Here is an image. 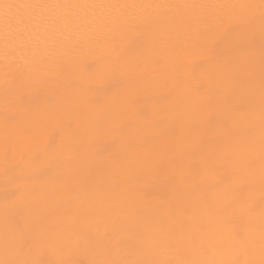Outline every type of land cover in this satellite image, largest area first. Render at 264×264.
Wrapping results in <instances>:
<instances>
[{
  "label": "rangeland",
  "instance_id": "obj_1",
  "mask_svg": "<svg viewBox=\"0 0 264 264\" xmlns=\"http://www.w3.org/2000/svg\"><path fill=\"white\" fill-rule=\"evenodd\" d=\"M79 1L0 3V264H264V1Z\"/></svg>",
  "mask_w": 264,
  "mask_h": 264
},
{
  "label": "bare ground",
  "instance_id": "obj_2",
  "mask_svg": "<svg viewBox=\"0 0 264 264\" xmlns=\"http://www.w3.org/2000/svg\"><path fill=\"white\" fill-rule=\"evenodd\" d=\"M2 1H4V0H0V3H1ZM123 1H125V0H123ZM128 1H129V0H128ZM156 1H157V0H156ZM167 1H168V0H167ZM180 1H181V0H180ZM188 1H189V0H188ZM207 1H208V0H207ZM210 1H212V0H210ZM249 1H250V0H249ZM257 1H258V0H257ZM257 1H256V2H257ZM263 1H264V0H263ZM46 2H47V1H46ZM50 2H51V0H50ZM52 2H54V3L57 2V4L60 5L61 3L64 2V0H52ZM71 2H72V1H71ZM79 2H80V1L78 0V3H79ZM149 2H151V1L149 0ZM152 2H153V0H152ZM157 2H158V1H157ZM169 2H170V1H169ZM172 2H173V1H172ZM172 2H171V3H172ZM186 2H187V1H186ZM201 2H202V1H201ZM205 2H206V0H205ZM227 2H228V1H227ZM227 2H226V3H227ZM242 2H243V0H242ZM242 2H241V3H242ZM246 2H247V1H246ZM260 2H262V1H260ZM107 3H108V2H107ZM113 3H114V2H113ZM113 3H112V4H113ZM118 3H120V2H118ZM121 3H122V1H121ZM147 3H148V2H147ZM154 3H155V2H154ZM188 3H189V2H188ZM196 3H197V0H196ZM258 3H259V1H258ZM258 3H257V4H258ZM47 4H49V3H47ZM68 4H69V3H68ZM125 4H126V3H125ZM144 4H145V3H144ZM151 4H153V3H151ZM155 4H157V3H155ZM176 4H177V2H176ZM186 4H187V3H186ZM189 4H190V3H189ZM189 4H188V5H189ZM202 4H203V3H202ZM205 4H206V3H205ZM208 4H209V3H208ZM210 4H211V3H210ZM210 4H209V5H210ZM237 4H238V3H237ZM239 4H240V3H239ZM250 4H252V2H251ZM259 4H260V3H259ZM51 5H52V4H51ZM58 5H57V6H58ZM65 5H67V4H65ZM110 5H111V3H110ZM140 5H141V3H140ZM140 5H139V8H140ZM149 5H150V4H149ZM157 5H158V4H157ZM170 5H171V4H170ZM173 5H175V4H173ZM173 5H172V6H173ZM200 5H201V4H200ZM200 5H198V6H200ZM209 5H208V6H209ZM222 5H223V4H222ZM228 5H229V4H228ZM244 5H245V4H244ZM255 5H256V4H255ZM67 6H68V5H67ZM111 6H112V5H111ZM117 6H119V5H117ZM128 6H129V5H128ZM144 6H145V5H144ZM144 6H143V7H144ZM151 6H153V5H151ZM154 6H156V5H154ZM175 6H176V5H175ZM208 6H207V7H208ZM225 6H226V5H225ZM230 6H231V4H230ZM239 6H240V5H239ZM119 7H120V6H119ZM145 7H146V6H145ZM157 7L159 8V6H157ZM160 7H161V6H160ZM180 7H182V6H180ZM184 7H185V6H184ZM216 7H217V6H216ZM218 7H220V6H218ZM63 8H64V7H63ZM130 8H131V7H130ZM176 8H177V6H176ZM182 8H183V7H182ZM199 8H201V7H199ZM222 8H223V7H222ZM225 8H226V7H225ZM236 8H237V7H236ZM236 8H235V9H236ZM68 9H69V8H68ZM177 9H178V8H177ZM220 9H221V8H220ZM226 9H230V8H226ZM238 9H239V8H238ZM249 9H251V8H249ZM249 9H248V10H249ZM151 10H152V9H151ZM155 10L158 11L159 9H158V10L155 9ZM155 10H154V11H155ZM171 10H172V9H171ZM181 10L183 11L184 9H181ZM199 10H200V9H199ZM231 10H232V9H231ZM239 10H240V9H239ZM239 10H238V11H239ZM241 10H242V9H241ZM233 11H234V10H233ZM233 11H231V12H233ZM250 11H251V10H250ZM87 12H88V11H87ZM147 12H148V11H147ZM147 12H146V13H147ZM174 12H175V11H174ZM177 12H179V11H177ZM216 12H217V11H216ZM236 12H237V11H236ZM139 13H140V12H139ZM146 13H145V14H146ZM168 13H169V12H168ZM228 13H229V12H228ZM239 13H240V12H239ZM255 13H256V12H255ZM130 14H131V13H130ZM137 14H138V13H137ZM179 14H180V13H179ZM241 14H242V13H241ZM251 14H252V13H251ZM78 15H79V14H78ZM172 15H173V14H172ZM172 15H170V16H172ZM174 15H175V14H174ZM174 15L172 16V18H173V17H176L178 14H177L176 16H174ZM180 15L182 16V14H180ZM184 15H185V14H184ZM191 15H193V14H190L189 16L191 17ZM231 15H232V14H231ZM234 15H235V14H234ZM247 15H248V14H247ZM249 15H250V12H249ZM125 16H126V15H125ZM133 17H134V16H133ZM164 17H165V16H164ZM168 17H169V15H168ZM187 17H188V16H187ZM228 17H229V16H227V18H228ZM122 18H124V17H122ZM165 18H166V17H165ZM165 18H164V19H165ZM182 18H183V17H182ZM182 18H181V19H182ZM184 18H185V16H184ZM188 18H189V17H188ZM224 18H226V17H224ZM119 19H121V18H119ZM124 19H125V18H124ZM129 19H131V18H129ZM160 19H161V18H160ZM174 19H176V18H174ZM178 19L181 20L180 17H179ZM212 19H213V18H212ZM229 19H230V18H229ZM115 20H117V19H115ZM115 20H113V21L115 22ZM121 20H122V19H121ZM131 20H132V19H131ZM214 20H215V19H214ZM225 20H226V19H225ZM253 20H254V19H253ZM144 21H145V20H144ZM219 21H220V20H219ZM221 21H222V20H221ZM110 22H111V21H110ZM110 22H109V23H110ZM122 22H123V21H122ZM132 22H133V21H132ZM134 22H135V21H134ZM134 22H133V23H134ZM136 22H137V21H136ZM142 22H143V21H142ZM214 22H215V21H214ZM228 22H232V21H229V20H228ZM233 22H234V20H233ZM255 22H256V21H255ZM255 22H254V24H255ZM111 23H113V22H111ZM163 23H164V22H163ZM166 23H167V22H166ZM204 23H205V22H204ZM216 23H217V22H216ZM216 23H215V24H216ZM120 24H121V23H120ZM156 24H157V23H156ZM197 24H198V23H197ZM207 24H211V23H207ZM215 24H214V25H215ZM228 24H229V23H228ZM128 25H129V24H128ZM214 25H212V27H213ZM222 25H223V23H222ZM224 25H225V24H224ZM138 26H139V25H138ZM202 26H204V25H202ZM217 26H218V24H217ZM228 26L230 27V25H228ZM144 27H145V26H144ZM146 27H147V26H146ZM154 27H155V26H154ZM158 27H159V25H158ZM210 27H211V26H210ZM223 27H224V26H223ZM231 27H233V26H231ZM251 27H252V26H251ZM120 28H121V27H120ZM149 28H150V26H149ZM149 28H148V29H149ZM152 28H153V26H152ZM206 28H207V27H206ZM219 28H221L220 25H219ZM249 28H250V27L248 26L247 29L249 30ZM103 29H104V27H103ZM229 29H230V28H229ZM253 29H254V28H253ZM26 30H27V28H24V29H23V32H25ZM146 30H147V29H146ZM208 30H209V28H208ZM211 30H212V29H211ZM226 30H227V28H226ZM243 30H244V29H243ZM243 30H242V31H243ZM132 31H133V30H132ZM224 31H225V30H224ZM230 31H231V30H230ZM237 31H238V29H237ZM244 31H245V30H244ZM249 31H250V30H249ZM249 31H248V32H249ZM127 32H129V31H127ZM147 32L149 33L150 31H147ZM202 32H203V31H202ZM234 32H235V31H234ZM248 32H247V33H248ZM251 32H252V30H251ZM263 32H264V31H263ZM263 32H262V33H263ZM132 33H133V32H132ZM214 33H215V32H214ZM240 33H241V32H240ZM115 34H116V33H115ZM196 34H197V33H196ZM207 34H209V31H207ZM232 34H233V33H232ZM134 35H135V34H134ZM235 35H236V34H235ZM241 35H242V34H241ZM126 36H127V35H126ZM208 36H209V35H208ZM243 36H244V35H243ZM246 36H247V35H246ZM246 36H245V37H246ZM25 37H26V36H25ZM25 37H23V38H25ZM124 37H125V36H124ZM127 37H128V36H127ZM238 37H239V36H238ZM241 37H242V36H241ZM3 38H4V37H3ZM3 38H2V39H3ZM150 38H151V37H150ZM198 38H199V37H198ZM198 38H197V40H198ZM229 38L232 39L231 37H229ZM236 38H237V37H236ZM243 38H244V37H243ZM243 38H242V39H243ZM2 39H1V40H2ZM25 39H26V38H25ZM125 39H126V37H125ZM155 39H156V38H155ZM205 39H206V38H205ZM227 39H228V38H227ZM227 39H226V41H227ZM245 39H246V38H245ZM157 40H158V39H157ZM233 40H234V38H233ZM231 41H232V40H231ZM243 41H244V40H243ZM246 41H247V39H246ZM2 42H3V41H2ZM228 42H229V41H228ZM244 42H245V41H244ZM232 43H233V42H232ZM224 44H225V43H224ZM228 44H229V43H228ZM228 44H227V45H228ZM225 45H226V44H225ZM230 46H231V45H230ZM222 47H223V45H222ZM224 47H225V46H224ZM220 48H221V47H220ZM228 48H229V47H228ZM24 49H25V48H24ZM221 49H222V48H221ZM19 52H20V51H19ZM220 52H221V51H220ZM220 52H219V53H220ZM93 53H96V52H93ZM224 53H226V52L224 51ZM6 54H8V53H6ZM2 55H3V54H2ZM256 56H257V55H256ZM262 57H263V56H262ZM110 58H111V57H110ZM217 58H218V57H217ZM220 58H221V57H220ZM222 58H223V57H222ZM237 58H238V57H237ZM257 58H258V57H257ZM212 59H213V58H212ZM212 59H211V60H212ZM214 59H215V58H214ZM245 60H246V59H245ZM261 60H262V59H261ZM261 60H260V61H261ZM1 61H2V60H1ZM227 61H228V60H227ZM247 61H248V60H247ZM61 62H62V63H65L66 61H65V62L61 61ZM256 62H258V61H256ZM9 63H10V62H9ZM211 63H212V62H211ZM215 63H216V62H215ZM217 63H218V62H217ZM222 63H223V62H222ZM225 63H226V62H225ZM233 63H234V62H233ZM251 63H253V61H252ZM259 63H260V62H259ZM259 63H258V64H259ZM19 64H20V63H19ZM59 64H61V63H59ZM246 64H247V63H246ZM57 65H58V64H57ZM71 65H73V64H71ZM71 65H70V66H71ZM211 65H212V64H211ZM214 65H216V64H214ZM225 65H226V64H225ZM229 65H230V64H229ZM229 65H228V66H229ZM243 65H244V64H243ZM19 66H20V65H19ZM19 66H18V67H19ZM230 66H231V65H230ZM261 66H262V65H261ZM7 67H8V65H7ZM12 67H13V66H12ZM18 67H16V68H18ZM109 67H110V65H109ZM233 67H234V66H233ZM236 67H238V66H236ZM246 67H247V66H246ZM196 68H198V67H196ZM220 68H221V67H220ZM223 68H224V67H223ZM226 68L228 69V67H226ZM248 68H249V67H248ZM254 68H255V67H254ZM4 69H5V68H4ZM63 69H64V68H63ZM194 69H195V68H194ZM215 69H217V68H215ZM221 69H222V68H221ZM240 69H241V68H240ZM259 69H260V68H259ZM9 70H10V69H9ZM11 70H12V68H11ZM232 70H233V69H232ZM237 70H238V69H237ZM250 70H251V69H250ZM255 70L257 71L256 68H255ZM14 71H15V70H14ZM60 71H61V70H60ZM196 71H197V70H196ZM220 71H221V70H220ZM262 71H263V70H262ZM15 72H17V71H15ZM77 72H78V70H77ZM225 72H226V71H225ZM228 72H229V71H228ZM254 72H255V71H254ZM258 72H259V71H258ZM239 73H240V72H239ZM229 74H230V73H229ZM197 75H198V74H197ZM17 76H18V75H17ZM19 76H20V73H19ZM200 76H201V75H200ZM235 76H236V75H235ZM245 76H246V74H245ZM21 77H22V76H21ZM247 77H248V76H247ZM251 77H252V76H251ZM259 77H261V76H259ZM236 78H237V76H236ZM236 78H235V79H236ZM240 78H241V77H240ZM20 79H21V78H20ZM243 79H244V78H243ZM255 79H256V78H255ZM255 79H254V80H255ZM261 79H262V78H261ZM18 80H19V79H18ZM238 80H240V79H238ZM222 81H223V80H222ZM226 81H227V80H226ZM243 81H244V80H242V82H243ZM259 81H261V80H259ZM5 82H6V81H5ZM14 82H16V80H15ZM17 82H18V81H17ZM154 82H155V81H154ZM220 82H221V81H220ZM237 82H238V81H237ZM239 82H241V81H239ZM255 82H256V81H255ZM255 82H254V83H255ZM12 83H13V82H12ZM18 83H19V82H18ZM157 83H158V82H157ZM245 83H246V82H245ZM247 83H248V81H247ZM259 84H260V83H259ZM157 85H158V84H157ZM250 85H251V83H250ZM257 85H258V84H257ZM50 86H51V85H50ZM218 86H219V84H218ZM260 86H261V85H260ZM254 87H255V86H254ZM262 87H263V86H262ZM0 88H1V87H0ZM213 89H215V88H213ZM220 90H221V89H220ZM260 90H261V89H260ZM0 91H1V90H0ZM217 91H218V89H217ZM239 92H240V91H239ZM237 93H238V92H237ZM213 94H215V93H213ZM238 94H239V93H238ZM0 95H1V94H0ZM210 95H211V94H210ZM235 95H236V94H235ZM253 95H254V94H253ZM216 96H218V95H216ZM251 96H252V94H251ZM219 97H220V96H219ZM221 97H222V96H221ZM232 97H233V96H232ZM215 98H216V97H215ZM252 98H253V100H254V97H252ZM252 98H251V100H252ZM255 99L257 100V98H255ZM230 100H231V98H230ZM231 101H232V100H231ZM231 101H230V102H231ZM249 101H250V100H249ZM257 101H258V100H257ZM242 102H243V101H242ZM242 102H241V103H242ZM258 102H259V101H258ZM216 103H218V102H216ZM237 103H238V102H237ZM247 103H248V102H247ZM250 103H251V102H250ZM255 103H256V102H254L253 104H255ZM259 103H260V102H259ZM214 104H215V103H214ZM231 104H232V103H231ZM231 104L228 105V106H231ZM251 104H252V103H251ZM253 104H252V106L255 107L256 104H255V105H253ZM257 104H258V103H257ZM236 105H238V104H236ZM247 105H248V104H247ZM259 105H260V104H259ZM259 105H258V106H259ZM221 106H222V105H221ZM239 107H240V106H239ZM256 107H257V106H256ZM261 108H262V107H261ZM261 108H260V109H261ZM255 109H256V108H255ZM255 109H254V110H255ZM260 109H258V110H260ZM213 110H214V109H213ZM221 110H222V109H221ZM245 110H246V109H244V111H245ZM261 110H262V109H261ZM252 111H253V110H252ZM219 112H220V109H219ZM256 112H257V111H256ZM248 113H249V112H248ZM221 114H222V113H221ZM218 115H219V114H218ZM263 115H264V114H263ZM214 116H215V115H214ZM220 116H221V115H220ZM226 116H227V115H226ZM261 116H262V115H261ZM212 117H213V116H212ZM212 117H211V118H212ZM262 117H263V116H262ZM216 118H217V117H216ZM216 118L214 119L215 121H216ZM231 118H233V117H231ZM236 118H237V116H236ZM260 119H261V118H260ZM263 119H264V117H263ZM263 119H261V120H263ZM212 120H213V119H211V121H212ZM214 120H213V122H214ZM218 120H219V119H218ZM224 120H225V119H224ZM230 120H231V119H230ZM242 120H243V119H242ZM247 120H248V119H247ZM247 120H246V121H247ZM261 120H258V121H261ZM231 121H232V120H231ZM251 121H252V120H251ZM219 122H221V121L219 120ZM225 122H226V121H225ZM261 122H262V121H261ZM208 123H209V122H208ZM223 123H224V122H223ZM229 123H230V122H229ZM231 123H232V122H231ZM240 123H241V121H240ZM257 123H258V122H257ZM257 123H256V124H257ZM259 123H260V122H259ZM209 124H210V123H209ZM213 124H215V123H213ZM245 124H246V123H245ZM261 124H262V123H261ZM206 125H208V124H206ZM206 125H205V126H206ZM217 125H218V124H215L216 127H217ZM220 125H221V124H220ZM220 125H219V126H220ZM243 125H244V124H243ZM251 125H252V124H251ZM208 126H211V125H208ZM208 126H207V127H208ZM219 126H218V127H219ZM211 127H212V126H211ZM221 127H223V126H221ZM221 127H220V129H221ZM249 127H250V125H249ZM257 127H258V126H257ZM13 128H14V127H13ZM15 128H16V127H15ZM208 128H209V127H208ZM213 128H214V127H213ZM213 128H212V129H213ZM253 128H254V127H253ZM212 129H210V130H212ZM243 129L245 130L246 127L243 128ZM247 130H248V129H247ZM211 132H212V131H211ZM234 132H235V131H234ZM221 133H223V132H221ZM232 133H233V131H232ZM236 133H237V132H236ZM244 133H246V131H245ZM210 134H211V133H210ZM228 134H229V133H228ZM258 134H259V133H258ZM15 135H16V134H15ZM225 135H227V134H225ZM232 135H233V134H232ZM242 135H243V134H242ZM247 135H248V134H247ZM254 135H255V134H254ZM5 136H6V135H5ZM11 136H12V135H11ZM11 136H10V137H11ZM234 136H235V135H233V137H234ZM248 136H249V135H248ZM8 137H9V136H8ZM236 137H237V136H235V138H236ZM241 137H242V136H241ZM151 138H152V137H151ZM151 138H150V139H151ZM218 138H219V137H218ZM218 138H217V139H218ZM227 138H228V137H227ZM152 139H153V138H152ZM222 139H224V138H222ZM228 139H229V141L232 140V139H230V138H228ZM249 139H250V138H249ZM260 140H262V139H260ZM258 141H259V140H258ZM223 142H224V141H223ZM225 142H227V141H225ZM260 142H261V141H260ZM263 142H264V140H263ZM219 143H220V142H219ZM257 143H258V142H257ZM8 144H9V143H8ZM221 144H222V143H221ZM221 144H220V145H221ZM227 144H228V143H227ZM258 144H260V143H258ZM11 145H12V144H11ZM253 145H254V144H253ZM255 145H256V144H255ZM255 145H254V146H255ZM262 145H263V144H262ZM222 146H223V145H222ZM259 147H260V146H259ZM260 149H262V148H260ZM260 152H264V151L262 150V151H260ZM1 154H2V153H1ZM257 154H258V153H257ZM260 155H262V154H260ZM263 155H264V153H263ZM263 155H262V156H263ZM252 157H253V156H252ZM248 158H249V157H248ZM43 159H44V158H43ZM249 159H250V158H249ZM258 159H259V157H258ZM258 159H257V160H258ZM260 159H261V157H260ZM252 160H253V159H252ZM252 160H251V161H252ZM257 160H256V161H257ZM212 161H213V160H212ZM251 161H250V162H251ZM254 161H255V159H254ZM232 162H233V161H232ZM263 162H264V160H263ZM263 162H262V163H263ZM225 163H226V162H225ZM255 163L257 164V162H255ZM253 164H254V163H253ZM260 164H261V162H260ZM141 165H143V164H141ZM231 165H232V163H231ZM233 165H234V164H233ZM261 165H262V164H261ZM145 166H146V165H145ZM211 166H212V165H211ZM244 166H245V165H244ZM255 166H256V165H255ZM258 166H259V165H258ZM227 167H228V166H227ZM249 167H250V166H249ZM261 167H262V166H261ZM139 168H140V167H138V169H139ZM245 168H246V167H245ZM250 168H251V167H250ZM252 168H254V165H253ZM138 169H137V170H138ZM157 169H158V168H157ZM142 170H143V169H142ZM248 170H249V169H248ZM254 170H255V169H254ZM135 171H136V170H135ZM222 171H224V170H222ZM258 171H259V170H258ZM258 171H257L256 173H258ZM159 172H160V171H159ZM159 172H158V173H159ZM201 172H202V171H200V173H201ZM249 172H250V171H249ZM259 172H260V171H259ZM142 173H144V172H142ZM142 173H141V174H142ZM158 173H157V174H158ZM161 173H162V172H161ZM251 173H252V172H251ZM263 174H264V172H263ZM158 175H159V174H158ZM201 175H202V174H201ZM239 176H240V175H239ZM259 176H260V175H259ZM255 177H256V176H255ZM209 178H210V177H209ZM252 178H253V177H252ZM187 179H188V178H187ZM232 179H233V178H232ZM262 179L264 180V178H262ZM249 180H250V179H249ZM246 181H247V180H246ZM251 181H252V180H251ZM253 181H254V180H253ZM258 181H259V180H258ZM187 182H188V181H187ZM260 182H262V181H260ZM174 183H175V182H174ZM252 183H253V182H252ZM237 184H238V183H237ZM260 184H261V183H260ZM262 184H263V183H262ZM129 185H130V183H129ZM149 185H150V184H149ZM223 185H224V184H223ZM240 185H241V184H240ZM263 185H264V184H263ZM237 186H238V185H237ZM174 187H175V186H174ZM195 187H196V186H195ZM217 187H218V186H217ZM228 187H229V186H228ZM262 187H263V186H262ZM196 188H197V187H196ZM232 189H233V188H232ZM261 189H262V188H261ZM174 190H175V189H174ZM214 190H216V189H214ZM263 190H264V189H263ZM178 191H179V190H178ZM197 191H198V190H197ZM212 191H213V190H212ZM222 191H223V189H222ZM230 191H231V190H230ZM249 191H251V189H249L248 192H249ZM258 191H259V190H258ZM260 191H261V190H260ZM136 192H137V190H136ZM140 192H141V191H140ZM140 192H139V193H140ZM172 192H173V191H172ZM219 192H220V191H219ZM261 192H262V191H261ZM179 193H180V192H179ZM185 193H186V192H185ZM191 193H192V192H191ZM258 193H259V192H258ZM133 194H134V193H133ZM200 194H201V193H200ZM186 195H187V194H186ZM230 195H231V194H230ZM256 195H257V194H256ZM121 196H122V195H121ZM187 196H188V195H187ZM193 196H194V195H193ZM199 196H200V195H199ZM215 196H216V195H215ZM133 197H134V196H133ZM172 197H173V196H172ZM190 197H192V196H190ZM197 197H198V196H197ZM213 197H214V195H213ZM231 197H232V196H231ZM245 197H246V196H245ZM188 198H189V197H188ZM193 198H194V197H193ZM199 198H200V197H199ZM211 198H212V196H211ZM218 198H219V197H218ZM250 198H251V197H250ZM248 199H249V198H248ZM102 200H103V199H102ZM147 200H148V199H147ZM175 200H176V199H175ZM194 200H195V199H194ZM168 201H169V200H168ZM177 201H178V200H177ZM243 202H244V201H243ZM104 203H105V202H104ZM151 203H152V201H151ZM168 203H169V202H168ZM168 203H167V204H168ZM176 203H177V202H176ZM176 203H175V204H176ZM146 204H147V203H146ZM170 204H171V203H170ZM183 205H184V204H183ZM203 205H204V204H203ZM143 207H144V206H143ZM152 208H154V207H152ZM174 208H175V207H174ZM207 208H208V207H207ZM235 208H236V207H235ZM143 209H144V208H143ZM154 209H157V208H154ZM161 209H162V208H161ZM141 210H142V209H141ZM147 210H148V209H147ZM158 210H159V209H158ZM164 210H165V208H164ZM175 210H176V209H175ZM217 210H218V209H217ZM149 211H150V210H149ZM238 211H239V210H238ZM151 212H152V211H151ZM154 212H156V211L154 210ZM157 212H159V211H157ZM161 212H162V211H161ZM208 212H209V211H208ZM216 212H217V211H216ZM218 212H219V211H218ZM163 213H164V211H163ZM259 213H260V212H259ZM150 214H151V213H150ZM217 214H218V213H217ZM217 214H215V215H217ZM261 214H262V213H261ZM263 214H264V213H263ZM161 215H162V214H161ZM215 215H214V216H215ZM251 215H252V214H251ZM158 216H160V215H158ZM229 216H230V215H229ZM148 217H149V216H148ZM164 217H166V216H164ZM164 217H163V218H164ZM206 217H207V216H206ZM150 218H151V217H150ZM161 218H162V217H161ZM164 219H165V218H164ZM207 219H208V218H207ZM207 219H206V220H207ZM160 220H161V219H160ZM165 220H166V219H165ZM184 220H185V219H184ZM203 220H204V219H203ZM255 220H256V219H255ZM255 220H253V221H255ZM146 221H147V220H146ZM148 221H149V220H148ZM197 221H198V220H197ZM152 222H153V221H152ZM192 222H193V221H192ZM258 222H259V221H258ZM145 223H148V222H145ZM174 223H175V222H174ZM195 223H196V222H195ZM253 223H254V222H253ZM256 223H257V222H256ZM260 223H261V222H260ZM143 224H144V223H143ZM170 224H171V223H170ZM186 224H187V223H186ZM186 224H185V225H186ZM262 224H263V223H262ZM172 225H173V223H172ZM172 225H170V226H172ZM197 225H198V224H197ZM248 225H249V224H248ZM263 225H264V224H263ZM179 226H181V224L178 225V227H179ZM183 226H184V225H183ZM194 226H195V225H194ZM200 226H201V225H200ZM200 226H199V227H200ZM209 226H210V225H209ZM250 226H252V224H251ZM137 227H138V226H137ZM260 227H261V226H260ZM108 228H110V227L108 226ZM181 228H182V227H181ZM190 228H191V227H190ZM176 229H178V228H176ZM194 229H195V228H194ZM196 229H198V228H196ZM173 230H174V229H173ZM179 230H181V229H179ZM179 230H178V232H179ZM190 230H191V229H189V231H190ZM261 230H262V229H261ZM175 232H176V231H175ZM187 232H188V231H187ZM187 232H186V233H187ZM202 232H203V231H202ZM173 233H174V232H173ZM190 233H191V232H190ZM168 234H169V233H168ZM171 234H172V233H171ZM146 235H147V234H146ZM169 235H170V234H169ZM178 235H179V234H178ZM186 235H187V234H186ZM203 235H204V234H203ZM171 236H172V235H171ZM175 236H176V235H175ZM175 236H174V237H175ZM167 237H168V236H167ZM201 237L203 238V236H201ZM247 237H248V236H247ZM186 239H187V238H186ZM144 240H145V239H144ZM169 240H170V239H169ZM175 240H176V238H175ZM244 241H245V240H244ZM144 242H145V241H144ZM144 242H143V243H144ZM165 242H166V241H165ZM167 242H169V241H167ZM202 242H203V241H202ZM158 243H160V242H158ZM163 243H164V242H163ZM169 243L171 244V242H169ZM199 243H200V242H199ZM199 243H198V244H199ZM203 243H204V242H203ZM215 243H216V242H215ZM173 244H174V242H173ZM142 245H143V244H142ZM166 245H167V244H166ZM201 245H202V244H201ZM175 246H176V245H175ZM196 246H197V245H196ZM153 247H155V246H153ZM153 247L151 248V246H150V248H148V250H149V249H150V250L153 249ZM175 248H176V247H175ZM158 249H159V246H158ZM160 249H161V248H160ZM170 249H171V248H170ZM188 249H189V248H188ZM155 251H156V250H155ZM161 252H162V251H161ZM228 254H229V253H228ZM159 256H160V255H159ZM169 257H170V256H169ZM218 257H219V256H218ZM153 258H154V257H153ZM157 258H158V257H156V259H157ZM150 264H151V263H150ZM156 264H157V263H156Z\"/></svg>",
  "mask_w": 264,
  "mask_h": 264
}]
</instances>
